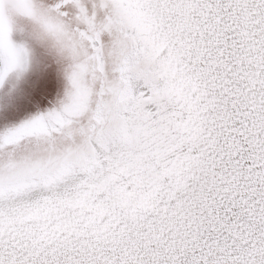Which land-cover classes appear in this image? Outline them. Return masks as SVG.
Listing matches in <instances>:
<instances>
[{
    "label": "snow or ice",
    "instance_id": "snow-or-ice-1",
    "mask_svg": "<svg viewBox=\"0 0 264 264\" xmlns=\"http://www.w3.org/2000/svg\"><path fill=\"white\" fill-rule=\"evenodd\" d=\"M0 264H264V0H0Z\"/></svg>",
    "mask_w": 264,
    "mask_h": 264
}]
</instances>
